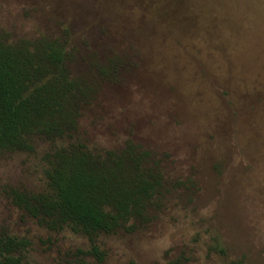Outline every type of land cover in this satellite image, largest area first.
I'll return each instance as SVG.
<instances>
[{"label": "rangeland", "instance_id": "rangeland-1", "mask_svg": "<svg viewBox=\"0 0 264 264\" xmlns=\"http://www.w3.org/2000/svg\"><path fill=\"white\" fill-rule=\"evenodd\" d=\"M0 33L59 39L94 89L71 140L0 151V231L29 242L25 264H264V0H0ZM127 142L164 189L148 223L98 235L102 262L8 198L45 189L59 145Z\"/></svg>", "mask_w": 264, "mask_h": 264}, {"label": "trees", "instance_id": "trees-1", "mask_svg": "<svg viewBox=\"0 0 264 264\" xmlns=\"http://www.w3.org/2000/svg\"><path fill=\"white\" fill-rule=\"evenodd\" d=\"M93 93L89 82L72 75L64 42L47 37L12 41L0 33V151H31L33 137L71 140ZM45 163L43 191L10 189L8 198L48 231L68 228L84 235L87 255L98 262L104 257L98 235L148 223L164 189L158 165L131 142L119 151L100 152L81 143L59 145ZM29 246L25 238L1 230L0 264H25Z\"/></svg>", "mask_w": 264, "mask_h": 264}]
</instances>
